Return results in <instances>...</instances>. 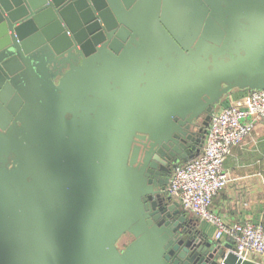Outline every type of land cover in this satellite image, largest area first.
<instances>
[{
	"label": "water",
	"instance_id": "obj_1",
	"mask_svg": "<svg viewBox=\"0 0 264 264\" xmlns=\"http://www.w3.org/2000/svg\"><path fill=\"white\" fill-rule=\"evenodd\" d=\"M101 24L118 39L100 46ZM96 48L115 55L108 66ZM74 50L92 55L81 64ZM66 62L63 90L99 88L105 72L119 81L85 130L47 92ZM236 90H264V0H0V100H25L6 150L17 159L0 166V264H258L197 237L156 181L198 153Z\"/></svg>",
	"mask_w": 264,
	"mask_h": 264
},
{
	"label": "built area",
	"instance_id": "obj_2",
	"mask_svg": "<svg viewBox=\"0 0 264 264\" xmlns=\"http://www.w3.org/2000/svg\"><path fill=\"white\" fill-rule=\"evenodd\" d=\"M264 119V90L247 91L221 108L206 128L202 151L178 165L165 188L180 209L216 226V239L227 236L234 252L245 259H264V227L251 222L227 225L212 210L214 198L230 181L225 161L233 147L243 143Z\"/></svg>",
	"mask_w": 264,
	"mask_h": 264
},
{
	"label": "flooded vegetation",
	"instance_id": "obj_3",
	"mask_svg": "<svg viewBox=\"0 0 264 264\" xmlns=\"http://www.w3.org/2000/svg\"><path fill=\"white\" fill-rule=\"evenodd\" d=\"M205 3L210 4H219L221 0H203ZM148 19H146V25H148ZM118 27L116 28H106L104 25L101 24V28L97 30V35L99 37V40L102 41L100 43V46L105 45L106 43L110 44L114 39L117 38L116 31ZM115 31V32H114ZM132 33H134L132 31ZM133 35V34H131ZM130 35V36H131ZM146 40L147 37L150 35L148 32H145L144 34L136 35V40ZM118 39V38H117ZM130 37L128 38V40ZM122 41L124 45L121 46V48L118 49V51L112 50V52L116 56H121V54L126 52V50H130V45H133L132 41ZM140 40V41H141ZM144 42V41H143ZM125 45L127 47L125 48ZM76 55L75 61H79V63H83L84 59H88L89 56H86L84 53H78L75 50L73 51ZM111 52V51H110ZM95 53L100 55V62H98L97 65L100 67H106L109 64V61L113 59V55H109L108 52L105 51V53L101 50H98L96 48ZM129 53V52H128ZM114 55V56H115ZM73 61V62H75ZM113 61V60H112ZM128 64V62H126ZM66 66L62 69H60L59 73L53 78V83L47 85V92L49 94V97L53 100V105L55 107V112L56 116L62 117V119L67 123L68 121L72 122L74 120H82V125H77L76 129L81 128L82 130L86 128L87 126V121L88 118L95 119L99 117L100 114H102L103 110L106 109L108 106H104V102H108L113 99V97L116 95V92L119 90V81L118 78L114 76V80L112 79V76L109 77V73L105 72L106 78L104 82L97 87H85L81 92H79L78 89H70L65 87L63 90L61 88V83L60 79L62 78L64 73H67L69 71V62H66ZM86 83V82H85ZM4 86V85H2ZM17 93V92H16ZM15 93V94H16ZM118 93V92H117ZM22 103L19 106L18 111H11L8 107V104H4L0 100V166H5L7 169H11L14 165V161L17 159L16 154L12 150L11 152L7 153V147L9 144V135L11 134L12 130L15 129V126H19L21 123L18 119L20 112L23 109V106L25 104V100L21 97ZM60 100V101H59ZM92 100V101H90ZM59 101V102H58ZM58 102V103H57ZM91 102V103H89ZM110 106V105H109ZM42 107L37 108V113H35V116L37 118H40V113L42 114L43 112L40 110ZM6 110V112L4 111ZM109 110V109H108ZM107 110V111H108ZM111 110V108H110ZM109 110V111H110ZM205 117V116H204ZM204 117L200 120L201 121V126L202 122L204 121ZM59 126L57 129L59 130ZM93 127H98L95 126L94 124L91 126ZM204 126H203V131L199 134V137L202 139L204 138ZM56 131V129H55ZM60 131V130H59ZM64 131V135H65ZM61 137V135H60ZM148 143V138L147 135L141 132L137 133V137H135L133 146H139L141 148L144 147L145 144ZM71 150V147L68 148ZM173 172V167L171 164V167H167L165 170L162 171L156 181H168L171 174ZM152 180H155L154 176L149 177Z\"/></svg>",
	"mask_w": 264,
	"mask_h": 264
},
{
	"label": "crops",
	"instance_id": "obj_4",
	"mask_svg": "<svg viewBox=\"0 0 264 264\" xmlns=\"http://www.w3.org/2000/svg\"><path fill=\"white\" fill-rule=\"evenodd\" d=\"M246 92L234 91L216 112L241 98ZM201 151L202 146L198 153ZM225 169L230 181L214 198L212 210L227 225L251 222L264 227V119L257 124L243 143L233 147L225 161ZM188 216L193 220L197 237L203 234L215 243L232 245L227 236L216 239L217 229L214 224L199 220L193 215ZM250 260L264 264V259L260 257L253 256Z\"/></svg>",
	"mask_w": 264,
	"mask_h": 264
},
{
	"label": "rangeland",
	"instance_id": "obj_5",
	"mask_svg": "<svg viewBox=\"0 0 264 264\" xmlns=\"http://www.w3.org/2000/svg\"><path fill=\"white\" fill-rule=\"evenodd\" d=\"M132 240H133V237L132 236H130L128 234H125L123 236V238L120 240L119 246L121 248H125Z\"/></svg>",
	"mask_w": 264,
	"mask_h": 264
}]
</instances>
